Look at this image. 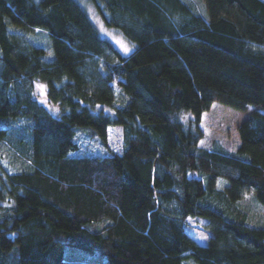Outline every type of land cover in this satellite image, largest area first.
<instances>
[{"label":"trees","instance_id":"16d2710c","mask_svg":"<svg viewBox=\"0 0 264 264\" xmlns=\"http://www.w3.org/2000/svg\"><path fill=\"white\" fill-rule=\"evenodd\" d=\"M90 1L129 54L77 0H0V143L20 160L0 164V264H264V227L235 209L250 193L264 206V0H202L205 14L189 0ZM213 102L255 108L233 152L201 146ZM80 133L105 154H79Z\"/></svg>","mask_w":264,"mask_h":264},{"label":"rangeland","instance_id":"374dc122","mask_svg":"<svg viewBox=\"0 0 264 264\" xmlns=\"http://www.w3.org/2000/svg\"><path fill=\"white\" fill-rule=\"evenodd\" d=\"M86 11L91 22L96 27L102 38L109 40L113 46L123 55L129 54L133 49V44L128 41L123 34L116 28L106 26L100 14L90 0H77ZM199 11L205 14L202 0H189ZM204 10V11H203ZM32 44L44 49L46 59L53 57L50 40L44 32L35 31L28 36ZM125 48L127 51H125ZM35 97L48 109L54 111L55 107L48 103L45 98V87L43 84L36 83L34 86ZM255 108L249 106L246 110H237L219 102H213L210 108L202 113L200 127L203 130V139L201 146L207 148L221 147L226 151L233 152L239 146L240 140L238 135V126L254 111ZM257 110V109H256ZM184 120L191 116L185 113ZM21 124V123H19ZM18 125V124H17ZM91 142V147L89 143ZM95 142V141H94ZM108 149L112 152L119 153L122 149V138L120 130L117 127L108 129ZM80 146L79 154L97 153L105 154V151L95 148L92 141L84 133L78 136ZM4 143H0V164L9 170L19 167V157L13 150ZM228 185L225 178H218L216 181L217 188H224ZM235 209L241 214L240 219L251 226L264 227V206L255 198L253 193L245 195L235 203ZM203 220L187 218L185 225L186 231L197 243L206 244L210 238V232L204 228ZM68 259L95 261L92 254L85 251H67ZM194 264V262H192Z\"/></svg>","mask_w":264,"mask_h":264},{"label":"snow or ice","instance_id":"6c2138e0","mask_svg":"<svg viewBox=\"0 0 264 264\" xmlns=\"http://www.w3.org/2000/svg\"><path fill=\"white\" fill-rule=\"evenodd\" d=\"M125 51H127V49L125 48Z\"/></svg>","mask_w":264,"mask_h":264}]
</instances>
